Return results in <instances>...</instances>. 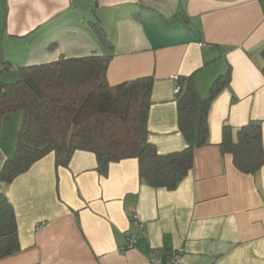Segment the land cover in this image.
<instances>
[{"label":"crops","instance_id":"1","mask_svg":"<svg viewBox=\"0 0 264 264\" xmlns=\"http://www.w3.org/2000/svg\"><path fill=\"white\" fill-rule=\"evenodd\" d=\"M93 25L112 51L99 44ZM263 48L264 0H0L5 74L111 55L110 87L153 80L147 130L156 151L194 147L192 168L173 190L141 181L134 158L109 163L101 175L95 155L85 151L66 167L51 153L11 183L0 181L19 245L0 264H148L156 248L182 250L181 264H264V166L242 174L219 147L223 126L235 140L240 127L259 122L264 151ZM227 71L229 85L209 108L207 145L196 147L195 136L179 131L173 89L192 78L206 99ZM19 113L1 118L0 170L14 151ZM126 234L136 236L128 250Z\"/></svg>","mask_w":264,"mask_h":264},{"label":"trees","instance_id":"2","mask_svg":"<svg viewBox=\"0 0 264 264\" xmlns=\"http://www.w3.org/2000/svg\"><path fill=\"white\" fill-rule=\"evenodd\" d=\"M99 44L112 51L100 28L93 25ZM261 73L264 77V48ZM111 55L77 59L60 58L49 64L19 68L17 80L0 84V130L4 115L20 112L21 123L12 155L0 170V181L11 183L37 161L53 153L57 166L66 167L76 151L95 155L98 172L109 163L134 158L139 179L150 187L173 190L193 165L194 147L159 154L148 142L147 116L152 78L110 87L106 79ZM2 65V64H1ZM4 66L3 71H10ZM230 82V71L212 84L209 96L199 98L192 78L179 79L177 124L180 133L196 138V147L207 145V116L214 98ZM232 156L242 174L253 176L264 166L263 135L259 122L239 128L236 139L222 128L219 145ZM19 250L14 210L0 194V258Z\"/></svg>","mask_w":264,"mask_h":264},{"label":"built area","instance_id":"3","mask_svg":"<svg viewBox=\"0 0 264 264\" xmlns=\"http://www.w3.org/2000/svg\"><path fill=\"white\" fill-rule=\"evenodd\" d=\"M4 70V66L0 65V72ZM176 80V78H175ZM182 88L176 83L173 89V95L176 97L181 94ZM133 220L138 222L136 217ZM144 230V227H142ZM136 242V236L132 234H126L124 249H131L134 247ZM182 250L166 251L163 248L151 249L146 255L148 264H181L180 257Z\"/></svg>","mask_w":264,"mask_h":264},{"label":"rangeland","instance_id":"4","mask_svg":"<svg viewBox=\"0 0 264 264\" xmlns=\"http://www.w3.org/2000/svg\"><path fill=\"white\" fill-rule=\"evenodd\" d=\"M4 72V71H3ZM6 72H4L3 73V75H2V77H1V81L2 82H4L6 85L7 84H12V83H14V82H16V80H17V76H16V74H11L10 73V75H7V74H5ZM20 114V113H19ZM20 116V115H19ZM6 126H5V130L3 129V131H2V138H3V140H4V138L6 137V132H9L8 130H6Z\"/></svg>","mask_w":264,"mask_h":264}]
</instances>
